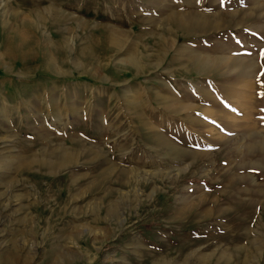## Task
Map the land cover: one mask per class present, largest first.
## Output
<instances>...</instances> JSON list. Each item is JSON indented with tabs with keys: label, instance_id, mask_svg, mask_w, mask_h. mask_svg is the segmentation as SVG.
Here are the masks:
<instances>
[{
	"label": "rangeland",
	"instance_id": "374dc122",
	"mask_svg": "<svg viewBox=\"0 0 264 264\" xmlns=\"http://www.w3.org/2000/svg\"><path fill=\"white\" fill-rule=\"evenodd\" d=\"M0 264H264V0H0Z\"/></svg>",
	"mask_w": 264,
	"mask_h": 264
},
{
	"label": "bare ground",
	"instance_id": "6f19581e",
	"mask_svg": "<svg viewBox=\"0 0 264 264\" xmlns=\"http://www.w3.org/2000/svg\"><path fill=\"white\" fill-rule=\"evenodd\" d=\"M197 24V23H196ZM189 25V24H188ZM190 25H191V23H190ZM189 25V26H190ZM199 25V24H198ZM191 29H192V27H191ZM211 58H205V60H204V64L206 65V66H208V67H216L217 65H219V64H224V60H210ZM69 161V160H68Z\"/></svg>",
	"mask_w": 264,
	"mask_h": 264
}]
</instances>
